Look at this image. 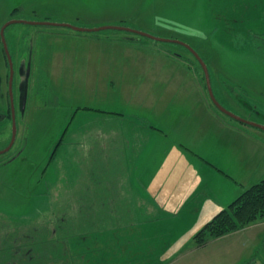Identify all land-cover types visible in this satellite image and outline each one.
Listing matches in <instances>:
<instances>
[{"label": "rangeland", "instance_id": "1", "mask_svg": "<svg viewBox=\"0 0 264 264\" xmlns=\"http://www.w3.org/2000/svg\"><path fill=\"white\" fill-rule=\"evenodd\" d=\"M243 2L0 0V30L12 19L87 28L124 24L192 43L208 64L215 87L216 79L235 83L232 100L238 105L225 107L264 124V6L246 15ZM5 37L13 59L20 54L29 67L33 58L34 65L27 113L15 117L14 145L0 154V235L24 231L20 243L27 247L52 240L48 243L55 250L66 247V264H264V220L197 246L193 234L209 210L208 201L200 202L208 198L181 204L184 198L168 196L183 176L176 161L188 159L179 160L178 151L187 153L186 148L166 155L170 143L159 135L166 129L163 111L167 103L184 109L169 101L173 85L180 83L190 92L195 70L203 76L185 46L126 30L79 31L26 22L9 24ZM2 48L0 37V53ZM14 69L18 73L15 62ZM14 80L17 88L18 76ZM248 126L252 135L264 136L263 129ZM12 131L11 121H2L0 150ZM235 134L228 149L217 141L193 140L192 149L213 163L198 165L182 188L203 178L202 192L225 198L228 205L264 178V149L256 148L247 134ZM184 142L186 147L188 140ZM190 155L191 161H201ZM156 189H166L162 202ZM168 201L179 206L173 216L162 212ZM20 257L0 251V264L20 263ZM33 259L47 264L51 254L39 252Z\"/></svg>", "mask_w": 264, "mask_h": 264}, {"label": "crops", "instance_id": "2", "mask_svg": "<svg viewBox=\"0 0 264 264\" xmlns=\"http://www.w3.org/2000/svg\"><path fill=\"white\" fill-rule=\"evenodd\" d=\"M243 5L246 8V15H250L253 13H257L261 3L264 6L263 0H243ZM243 7V6H242ZM209 13V12H208ZM211 19V18H208ZM214 21H218L216 17H212ZM234 19V18H233ZM223 20V19H220ZM192 45V43H190ZM196 48V47H195ZM196 50L199 52V50L196 48ZM200 53V52H199ZM181 56V55H179ZM182 57V56H181ZM180 58V57H179ZM194 69H196V66H194ZM198 70V69H197ZM195 77L193 81V88L190 92H187L186 89L181 86V84H175L172 86V91H170V99L169 101H174L177 106L184 104V109L176 110L171 107L170 103L166 104V109L164 108L163 116H164V122L166 123V129H164V132H161L159 135L163 142L170 143L168 145V153L166 154L169 156L170 154L175 156L174 151L183 150L186 148L187 153L179 152L180 154L179 160L182 161L181 158L186 157L188 160L186 162H180L176 161L177 170L183 172L182 179H179V184H175L174 186H170L168 189V196H173L175 198L176 196H179L181 198H184L182 203L190 202L196 197L206 196L208 198L205 201H201L200 203H206L208 205V215L207 219L199 226V228L207 221L209 220L216 212H218L220 209L225 207L227 205V200L225 198L221 199H215L211 195L204 194L202 192V184L204 183L203 178H199L197 181L193 182L191 186H188L186 188H182V185L190 180V177L192 174H196V168L203 163H206L207 165H211L213 161L209 160L205 155H203L201 152L198 153L196 149H192L191 144L193 145V140L198 142L202 138L201 143L206 142H213V143H221L222 147L226 146L230 148L232 145L235 144V139L233 141L234 134L237 133L240 137H247L250 136L252 139H249L252 141V144L255 145V147H262L264 149V136H261V134H256L255 136L251 134V128L248 126L249 124H246L243 122V124L236 123L233 118H227L226 114H221L219 110L214 108L212 101L210 100L209 95L206 93L205 85L203 84V77L201 76L199 70L194 72ZM216 78H219L218 76H215ZM211 79L213 81V77L211 74ZM213 89L215 92V95L217 99L225 106V103L230 104V106H236L238 104H235L233 97L232 90L235 86V83H231L230 81L224 82L223 80H217L216 79V87L214 86V82H212ZM217 90V91H216ZM185 102V103H182ZM168 106V108H167ZM115 116H120V114H114ZM225 115V116H224ZM148 134V133H147ZM186 134L192 135L190 140L186 136ZM228 134V136H227ZM247 134V135H245ZM149 135V134H148ZM150 135H153L151 133ZM149 135V136H150ZM229 135L231 136L229 139ZM236 135V134H235ZM221 136V139H220ZM227 136V138H226ZM121 137V134L119 133L118 136L115 137L116 139H119ZM188 140V144L185 147L184 141ZM223 140V141H222ZM224 142V143H223ZM183 147L180 148V144ZM227 145H226V144ZM103 146L105 144L102 143ZM103 146H99L103 150H110V147L104 148ZM225 148V147H224ZM243 150V157L245 156V150ZM190 152L197 155V157L201 160L198 161L197 158L194 157L195 161H191L189 158L191 157ZM177 154V153H176ZM201 154V155H200ZM198 161V163H196ZM165 162V161H164ZM201 162V164H200ZM188 165V166H187ZM192 165V166H191ZM206 165V167H207ZM222 171V170H221ZM225 173V171H223ZM227 174V175H226ZM225 176L228 177V173H225ZM198 177V176H197ZM229 178V177H228ZM201 180V181H200ZM191 181V180H190ZM189 181V182H190ZM228 186H232L230 183L225 182ZM167 186V183H165ZM234 185V184H233ZM151 186V185H150ZM203 193V194H202ZM166 194V189L164 192H161L160 189H156V197L159 198V200L162 202L164 199V195ZM194 197V198H193ZM193 198V199H192ZM158 205L160 203L156 201ZM179 206H176V201H168V209H165L164 216H173L176 214V210H178ZM123 215V211L121 210L119 213V218ZM196 231H194L195 233Z\"/></svg>", "mask_w": 264, "mask_h": 264}, {"label": "trees", "instance_id": "3", "mask_svg": "<svg viewBox=\"0 0 264 264\" xmlns=\"http://www.w3.org/2000/svg\"><path fill=\"white\" fill-rule=\"evenodd\" d=\"M124 25V24H123ZM193 56V55H192ZM194 61L198 64L202 71V67L197 59L193 56ZM203 80L205 82L204 73ZM213 104V103H212ZM214 108L219 110L214 104ZM220 111V110H219ZM221 112V111H220ZM224 114L223 112H221ZM264 220V178L252 183L248 188L240 193L231 203L216 212L209 220H207L194 234L193 240L197 246L206 244L212 238L222 237L231 232L245 228L246 226ZM5 235H0L2 244L0 251L6 250L10 254L21 255V262L18 263V258H13L17 264H37L30 260L36 253L43 252L44 254H51V262L47 264H66L68 256L66 254V247L63 246L59 251L53 248L54 243L49 241H41L38 243L26 244L20 243L23 239L21 234H10L6 232ZM9 239V242H7ZM53 242H55L53 240ZM10 245V246H9ZM58 252V253H56ZM5 253V252H3ZM28 256V258L26 257ZM22 257H26L23 259ZM76 263V262H74ZM40 264H45L44 261Z\"/></svg>", "mask_w": 264, "mask_h": 264}, {"label": "flooded vegetation", "instance_id": "4", "mask_svg": "<svg viewBox=\"0 0 264 264\" xmlns=\"http://www.w3.org/2000/svg\"><path fill=\"white\" fill-rule=\"evenodd\" d=\"M4 24H3V26H4ZM7 27H5V29H4V35H5V31H6ZM1 30H2V28H1ZM1 30H0V37L2 40ZM5 39H6V37H5ZM2 46H3V48H2V51L0 53V124L2 123V121L10 120L11 125L13 127V122H14L17 114L19 113L20 115L23 114L25 116L27 113V104L29 101V92H28L29 85H28V83L31 82V76H29V75L32 72L31 70H33L32 67L34 64H32L33 63V58H32V63H31V66L29 67L28 66L29 65L28 64V61H29L28 58H25V57L23 58L20 56V54H17L16 58L14 57V59H13L12 54L10 53L9 48L7 46L9 54H10V58H11V61L13 64V69H14V62L17 63V69H18L17 70L18 73H16V70L14 69L12 85H11L10 84L11 83L10 82V79H11V62H10V58L8 56V53L6 51V48L4 47L3 40H2ZM3 65L7 71L5 76H3V75L6 71L4 73L2 71ZM16 76H18V79H19V82H17V85H18L17 88H16V81L14 80V78H16ZM4 86H6L5 89H4ZM10 87L12 88V95H11V88ZM12 96H13V99H12ZM15 123H16V121H15ZM16 133H17V125H16ZM12 135H13V131H12ZM11 139H12V136H11ZM15 140H16V136H15ZM13 145H14V143H13ZM6 147H4L3 149H5ZM3 149H1V150H3ZM8 151H6V152H8ZM5 153H0V154H5ZM19 156H20V154L18 156L13 157L8 162L2 163V164L4 166H6V165L10 164L11 162H13Z\"/></svg>", "mask_w": 264, "mask_h": 264}, {"label": "water", "instance_id": "5", "mask_svg": "<svg viewBox=\"0 0 264 264\" xmlns=\"http://www.w3.org/2000/svg\"><path fill=\"white\" fill-rule=\"evenodd\" d=\"M16 22H26V23H31V24H52V25H58V26H67V27H71V28H73L75 30H79V31H92V30L98 31V30H104V29H119V30H126V31H129V32L135 33V34H137L139 36H146V37L158 40V41H169V42H176V43L182 44L183 46H185L186 48H188L192 52V54L195 56V58L199 61L200 65L202 66V69H203V72H204V75H205L207 90H208L209 96H210L212 102L214 103V105L221 112L227 114L228 116L236 118L237 120H240V121H242V122H244L246 124L253 125V126L259 127V128L264 130V124L257 123L255 121H251L249 119H246L245 117L243 118V117L235 114L234 112H232L228 108H226L217 99V97H216V95L214 93V90H213L210 70H209V67H208L206 61L203 59V57L200 55V53L191 44H189V43H187V42H185L183 40L176 39V38H168V37L156 36V35H154L152 33H148V32L141 31V30H138L136 28H133V27H130V26H127V25H120V24H114V25L107 24V25H102V26H98V27H94V28H87V27H81V26L72 25L70 23L53 22V21H49V20L28 21V20H21V19H12V20L7 21L4 24V26L2 27V30H1V35H2V40H3V43H4V47L6 48V51L8 53L9 58H10V54H9V51H8V48H7V43H6V39H5V35H4V29L9 24L16 23ZM10 62H11V79H10L11 83L10 84L12 85L14 69H13V64H12L11 58H10ZM11 95H12V88H11ZM12 99H13V96H12ZM15 136H16V123H15V120H14V122H13L12 139H11L9 145L5 149L0 150V153H5L6 151H8L12 147V145H13V143L15 141ZM23 232L24 231H21V233H23Z\"/></svg>", "mask_w": 264, "mask_h": 264}]
</instances>
